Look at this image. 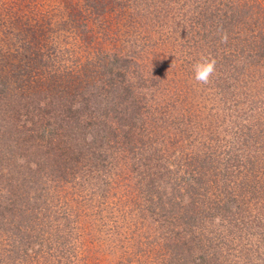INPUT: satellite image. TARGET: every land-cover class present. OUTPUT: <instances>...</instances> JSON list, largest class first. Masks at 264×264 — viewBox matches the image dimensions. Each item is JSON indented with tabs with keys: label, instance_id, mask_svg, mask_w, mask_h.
I'll use <instances>...</instances> for the list:
<instances>
[{
	"label": "rangeland",
	"instance_id": "1",
	"mask_svg": "<svg viewBox=\"0 0 264 264\" xmlns=\"http://www.w3.org/2000/svg\"><path fill=\"white\" fill-rule=\"evenodd\" d=\"M0 264H264V0H0Z\"/></svg>",
	"mask_w": 264,
	"mask_h": 264
},
{
	"label": "clouds",
	"instance_id": "2",
	"mask_svg": "<svg viewBox=\"0 0 264 264\" xmlns=\"http://www.w3.org/2000/svg\"><path fill=\"white\" fill-rule=\"evenodd\" d=\"M228 41V34L224 32L221 35V42L227 43ZM216 59L214 57H205L202 56L200 60H198L194 65L193 68L195 70V80L201 84H208L210 83L211 77L214 75L216 71Z\"/></svg>",
	"mask_w": 264,
	"mask_h": 264
},
{
	"label": "trees",
	"instance_id": "3",
	"mask_svg": "<svg viewBox=\"0 0 264 264\" xmlns=\"http://www.w3.org/2000/svg\"><path fill=\"white\" fill-rule=\"evenodd\" d=\"M59 134L60 133L58 132H54L53 129L50 130L49 128V130L46 131V128H44V132L40 136L41 141L45 142L46 146H48L49 148L53 146L55 148V149H49L47 151V158L53 160L54 162L59 158H67L69 154V152L63 148L65 147V145L55 147L61 144V142L59 141L61 139V135ZM66 173H69V171H67Z\"/></svg>",
	"mask_w": 264,
	"mask_h": 264
}]
</instances>
